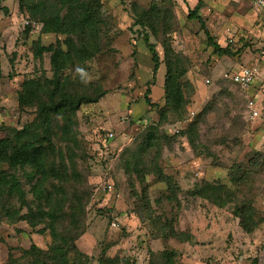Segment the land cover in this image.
<instances>
[{
  "label": "rangeland",
  "instance_id": "obj_1",
  "mask_svg": "<svg viewBox=\"0 0 264 264\" xmlns=\"http://www.w3.org/2000/svg\"><path fill=\"white\" fill-rule=\"evenodd\" d=\"M101 2V29L73 36L78 48L89 50L73 54L61 77L74 94H103L80 105L68 134L59 115L48 130L35 123L37 99H48L54 76L52 52L37 48L60 40L67 50V36L43 33L42 23L20 8V0L2 1L0 138L26 125L30 135L51 134V158L63 161L69 172L58 228L70 241L63 248L67 255L52 259L56 238L47 223L33 228L24 220L8 222L0 211V264H101L103 258L118 264H264V222L246 232L237 211L242 200L252 198L264 217L263 12L244 0ZM199 2L212 37L231 54L215 53L199 20L189 18ZM26 19L38 24L26 26ZM145 35L162 60L155 77ZM167 60L178 68V105L166 102ZM254 63L260 74L246 89L225 77ZM30 80L40 83L38 98L22 103ZM148 87L152 105L146 101ZM250 100L260 112L256 118ZM155 125L159 146L143 155L146 166L133 165ZM110 131L115 138L105 160L97 149ZM206 182L227 186L222 201L192 195ZM109 183L111 192L104 190ZM33 244L48 253L26 252ZM167 252H173L169 263Z\"/></svg>",
  "mask_w": 264,
  "mask_h": 264
},
{
  "label": "trees",
  "instance_id": "obj_2",
  "mask_svg": "<svg viewBox=\"0 0 264 264\" xmlns=\"http://www.w3.org/2000/svg\"><path fill=\"white\" fill-rule=\"evenodd\" d=\"M2 1L0 0V7ZM20 8L22 10L27 9L33 18L42 23L43 33H57L67 36L65 39L66 44H68L67 50H64L60 40L58 44L41 45L37 48L38 53L52 52L54 76L51 83L53 89L49 91L48 99H37L40 83L30 80L25 83V91L21 93V102L27 104L33 99L38 100V120L36 119L35 122L38 124V128L48 130L51 126L53 127L54 116L59 115L64 119V129L69 134L80 105L83 102H95L103 94L97 97L74 94L62 85L61 77L68 61L73 59V54L77 53L78 56H83L89 50L87 47L78 48L73 36H81L86 33L93 35L101 29L102 2L101 0H20ZM201 8L202 3L199 2L195 8L190 10L189 18L199 20L208 36L210 45L214 47L215 53L219 55L231 54L228 48L222 47L212 37L200 14ZM140 22L144 24L142 20ZM144 40L155 63L153 69V76L155 77L162 61L161 56L148 35L144 36ZM181 88L178 68L170 60H167V77L164 90H166L168 105L174 103L178 105L181 102ZM146 90V101L152 105L150 87ZM197 124L196 122L191 124L189 128L191 133ZM30 127L31 125H26L20 130L14 129L6 137L0 138V211L5 215L8 222L14 223L24 220L33 228L43 222L47 223L45 228H49L56 238L51 258L54 259L58 254L59 257H64L67 253L63 248L64 245H69L70 239L69 235L61 233L58 225L60 218L63 217L65 210L63 208L68 197L66 187L62 185L64 178L69 174L68 168L63 161L59 163L56 159L51 158V155L55 153L51 134L46 136L30 135L28 131ZM156 128V125L148 128L147 141L141 148V152L134 155L133 165L140 168L146 166L143 155L150 152L153 147L159 146L160 137L157 136ZM102 139L97 149L99 156H101L99 152L104 150ZM101 158L104 159L103 156ZM153 162L155 163V161ZM139 167L136 168V171L141 172L142 169ZM146 169L147 172L153 171V169ZM22 178H25L26 182ZM239 178L232 175L235 182H239ZM25 183L30 186L29 191L25 189ZM226 191L227 186L224 184L206 182L200 188L193 190L192 195L212 201L216 199L222 201ZM28 192L33 194V199L30 201L28 200ZM14 201H18L20 206L16 207L13 204ZM25 207L27 211L23 212L22 209ZM237 211L240 217V225L246 232L256 230L264 222V217L260 216L252 198L242 200L237 206ZM189 240L186 239V241ZM37 248L33 244L30 251L27 250L26 252L45 255L48 253ZM172 254L173 252H167L168 263ZM35 256H37L36 260L41 258L40 255ZM35 264L38 262L36 261ZM101 264H118V262L116 258H103Z\"/></svg>",
  "mask_w": 264,
  "mask_h": 264
},
{
  "label": "built area",
  "instance_id": "obj_3",
  "mask_svg": "<svg viewBox=\"0 0 264 264\" xmlns=\"http://www.w3.org/2000/svg\"><path fill=\"white\" fill-rule=\"evenodd\" d=\"M249 1L253 4V6L255 5L257 9L264 11V0H249ZM24 23L26 26L38 24L37 21L32 19H26ZM259 73H260L259 66L257 64H254V65L244 66L239 71L232 74L226 73L225 77L230 78L236 84L246 89L250 87V85L253 83L254 79ZM207 82H210V80L208 79ZM249 108L251 110L253 118L259 116L260 112L255 106V100L249 101ZM114 138H115V134L112 131H110L102 139L104 150H101L99 154L103 156L105 160H108L111 155L110 146H112L111 141L114 140ZM107 189H109L111 192L114 189L113 183H109L104 190Z\"/></svg>",
  "mask_w": 264,
  "mask_h": 264
},
{
  "label": "clouds",
  "instance_id": "obj_4",
  "mask_svg": "<svg viewBox=\"0 0 264 264\" xmlns=\"http://www.w3.org/2000/svg\"><path fill=\"white\" fill-rule=\"evenodd\" d=\"M76 71H77V73L80 74L81 79L86 83L87 80L85 79V77H86V73H85L84 69L78 67V68L76 69Z\"/></svg>",
  "mask_w": 264,
  "mask_h": 264
},
{
  "label": "crops",
  "instance_id": "obj_5",
  "mask_svg": "<svg viewBox=\"0 0 264 264\" xmlns=\"http://www.w3.org/2000/svg\"><path fill=\"white\" fill-rule=\"evenodd\" d=\"M230 1H237V2H238V1H241V0H230ZM244 1H248V2H250L249 0H244ZM250 3H251V2H250ZM258 10H260V9H258ZM260 11H262L263 14H264V11H263V10H260ZM263 20H264V16H263ZM254 64H257V63H254ZM254 64H252V65H254ZM241 68H242V67H241ZM241 68H240V69H241ZM259 74H260V73H259ZM259 74H258V75H259ZM258 75H257L256 78L254 79L253 83H255L256 80L258 79ZM253 83H252V84H253ZM252 84H251V85H252ZM251 85H250V86H251Z\"/></svg>",
  "mask_w": 264,
  "mask_h": 264
}]
</instances>
